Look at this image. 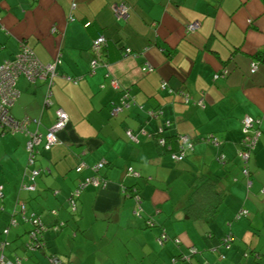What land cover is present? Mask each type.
<instances>
[{"label": "crops", "instance_id": "crops-1", "mask_svg": "<svg viewBox=\"0 0 264 264\" xmlns=\"http://www.w3.org/2000/svg\"><path fill=\"white\" fill-rule=\"evenodd\" d=\"M74 1L71 10V0H0V64L21 43L44 64L60 59L49 89L52 103L44 101V83L19 77L10 114L29 118L28 130L41 133L53 124L57 108L68 116L58 143L36 157L44 172L33 192L21 189L28 137L0 132V243H7L0 254L19 256L22 264H49L50 256L62 264H264V127L247 176L237 157L242 118L264 114V62L255 56L264 51V0ZM119 2L128 6L125 20L112 12ZM192 23L198 27L188 31ZM98 36L105 43L100 65L91 70L90 48ZM146 64L153 71L142 72ZM222 70L226 75L214 80ZM162 82L173 93L162 90ZM123 95L128 107L111 116ZM160 133L173 137V153H179V135L193 149L173 161L156 146ZM210 135L218 145L204 141ZM101 161L98 174L107 186L85 187L71 211L67 198ZM201 176L218 180L225 192L212 222L183 218ZM132 186L139 202L129 195ZM18 200L44 224L64 223L44 231L43 248L27 255L30 223L16 215L19 223L9 225ZM242 209L251 219L236 217ZM191 247L196 252L189 256Z\"/></svg>", "mask_w": 264, "mask_h": 264}, {"label": "built area", "instance_id": "built-area-1", "mask_svg": "<svg viewBox=\"0 0 264 264\" xmlns=\"http://www.w3.org/2000/svg\"><path fill=\"white\" fill-rule=\"evenodd\" d=\"M76 4L74 0H71L70 8L71 10L75 9ZM112 12L117 19L125 20L127 17L128 6L124 2H119L117 4L112 5ZM1 18V16H0ZM69 19H73L72 16H69ZM198 27L197 23L189 24L186 28L188 31H193ZM104 45V38L102 36H98L95 40H93L90 51L92 54L90 67L91 70H94L96 66L100 65V56L102 46ZM130 51L126 50V54H129ZM60 63V59L56 58L50 63H42L38 60L34 52L30 47L21 43V46L18 52L10 59L4 60L0 64V132L1 133H15L21 132L24 133L28 139L25 143V150L27 153V164L25 170L23 172V179L21 182V189L24 191L32 192L35 190V184L37 177L44 172L43 169L35 166L36 157L42 151H48L51 147L58 143V134L61 130H63L68 123V116L63 109L57 108L55 110V119L53 124L47 128L45 133H41L37 130L34 132H30L27 128V125L30 121L29 118L15 119L10 114V108L14 105L17 98L19 97V90L17 89V80L19 77H24L28 82L35 83L40 81L47 86L46 95L44 101L46 104H51L50 100V85L52 84L53 78L57 75L56 65ZM257 65L252 63L251 72L256 69ZM153 71V68L146 64L142 67V72L149 73ZM226 75V71L222 70L221 73H216L214 75V80H217L220 77H224ZM65 79L71 81L76 84L77 79L65 76ZM110 85L117 89L118 84L115 80H111ZM161 89L166 90L169 93H173L172 89H170L166 83H161ZM127 95V94H126ZM127 96L123 95L120 99L119 104H114L110 110V115H117L124 107H128V103L125 98ZM185 101H189V98L185 96ZM201 105V100L198 101ZM37 123V120H33ZM242 138L239 141V147L237 150V157L240 159L242 163V174L247 176L249 174L248 171V160L250 157L251 151L254 149L256 143L258 142L259 137L262 134V127H264V114L261 117L253 118L251 116L245 115L242 118ZM129 140L133 142H137L136 135L132 133L130 130L126 132ZM204 141L213 143L214 145H218V139L213 136H207L204 138ZM158 143L160 145H164V140L162 138L158 139ZM179 144V153H170V158L173 161H182L185 159V152L191 151L193 149V142L184 135H180L178 137ZM104 165V161L97 163L92 166L90 169L92 171V175L85 176L74 188L69 197L67 198V204L70 207L71 211H75L77 209V198L79 196L80 191L86 187L91 186L93 188H105L107 186V181L101 176L98 175V170L102 168ZM83 166H78L75 171L77 173L81 172ZM128 174L137 176V174L132 170V168L127 169ZM249 182V181H248ZM250 183H248L249 185ZM2 186L0 185V197L2 196ZM134 200L136 202L140 201V198L135 195ZM27 207L26 203L23 200H18L16 202L14 215L10 218L9 225L16 226L18 221L16 219V215L20 216L24 221L32 224V228L28 233V243L25 245V249L27 252H34L39 249V242H35L38 236L43 234V232L47 229L38 215L30 214L29 217H26ZM52 215H56V211H51ZM247 210H240L236 217H244L247 216ZM64 226L63 222H57L50 226V229L57 231ZM166 240V237L162 235V237L158 238V242L162 244ZM226 247L229 246L228 237L224 238ZM175 243H178L179 240L175 239ZM7 243L1 242L0 249H3ZM196 252L194 247L189 248V256L193 255ZM187 257V256H186ZM187 257L186 259H188ZM49 264H59V261L54 257L50 256L48 258ZM173 262L175 259H172ZM0 264H22V258L16 256L13 259H7L3 253L0 254Z\"/></svg>", "mask_w": 264, "mask_h": 264}, {"label": "trees", "instance_id": "trees-1", "mask_svg": "<svg viewBox=\"0 0 264 264\" xmlns=\"http://www.w3.org/2000/svg\"><path fill=\"white\" fill-rule=\"evenodd\" d=\"M206 46L210 50L209 41L207 42V45ZM255 56H256L257 59H259L260 61L264 62V51L259 52ZM179 136H177V143H178V137ZM159 138H162L164 140V145L163 146L158 143V139ZM172 138L173 137H171V138L163 137L162 133H160L157 136H155L156 146H157L158 150H165V149H167L168 152L171 153V151H172V147H171L172 146V143L175 142L174 139L172 140ZM171 141H173V142H171ZM91 175H92V173H91ZM99 176H101V178L105 179L104 176H102V175H99ZM76 186L74 188H76ZM74 188H73V190H74ZM96 189H98V188H96ZM126 191H127V189H126ZM128 191H129V195L131 197L134 198V196L137 195L140 198V196L138 195V190L134 186L130 187L128 189ZM79 195H80V193H79ZM224 196H225V192L219 187V181L218 180H215V179H212V178L206 177V176L199 177L198 180H197V182L195 183V185H193V187H192V189H191V191L189 193V196H188V198L186 200L187 202L185 203V205L182 208V210H183V218L186 219V220L202 219V220H204L206 222H212V220L214 219L215 214H216V212L218 210L219 205L221 204L222 200L224 199ZM77 200H78V198H77ZM31 214H35V213H31ZM56 215H57V211H56ZM56 215H54V216H56ZM29 216H30V214L29 213L27 214V212H26V217H29ZM20 220L23 221V222H27V221H24L21 217H20ZM17 221L19 223V220L18 219H17ZM41 222L44 224V222L42 221V219H41ZM44 225L47 226V229L46 230H49L50 229V226L49 225H46V224H44ZM30 226L32 228V224H30ZM31 228L27 231V240L23 244V246H24V252H25L24 255H27L28 253H30V252H27L26 251L25 245L29 241L28 240V233L31 230ZM42 235L43 234H41L40 236H38V238L36 240H33V241H35L37 243L39 242V249H42L43 248V245H44ZM14 257H16V256H14ZM6 258L9 259L8 257H6ZM13 258H11V259H13ZM55 258L59 261V264H62L57 257H55Z\"/></svg>", "mask_w": 264, "mask_h": 264}, {"label": "rangeland", "instance_id": "rangeland-1", "mask_svg": "<svg viewBox=\"0 0 264 264\" xmlns=\"http://www.w3.org/2000/svg\"><path fill=\"white\" fill-rule=\"evenodd\" d=\"M241 218L247 219V220L251 219V217L249 215H247L246 217H241Z\"/></svg>", "mask_w": 264, "mask_h": 264}]
</instances>
